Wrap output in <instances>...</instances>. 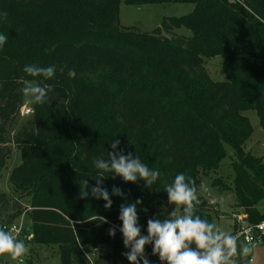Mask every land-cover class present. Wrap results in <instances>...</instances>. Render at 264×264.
Instances as JSON below:
<instances>
[{"label": "trees", "instance_id": "trees-1", "mask_svg": "<svg viewBox=\"0 0 264 264\" xmlns=\"http://www.w3.org/2000/svg\"><path fill=\"white\" fill-rule=\"evenodd\" d=\"M119 2L0 0V12L8 14L6 21L0 18V33L8 37L0 49V170L12 153L9 144L22 156L10 172L11 186L21 195L11 200L0 191V226L8 229L22 214L21 197H30L26 233L33 239L24 243L56 245L62 264H129L119 231L121 204L143 201L137 211L141 234L147 235V220L168 204L165 188L174 177L184 172L199 188L200 176L220 167L227 148L235 154L234 210L251 223L264 220V158L246 151L253 128L243 114L256 111L264 128V0H126L137 6L194 4L190 14L164 17L150 32L121 26ZM181 27L191 35L173 32ZM217 55L224 56V81H214L202 67L204 57ZM33 64L55 65L54 77L27 75L23 68ZM31 80L53 91L10 137L9 125L23 106L22 89ZM147 99L153 107L143 106ZM169 125L181 134L177 148ZM113 140L120 141L116 151L139 157L160 176L151 189L141 180L105 178L101 187L113 201L106 209L90 193L100 171L94 161L109 159ZM86 180L89 195L82 197ZM113 185L127 199L111 195ZM199 198L195 214L215 223L208 213L213 205ZM113 226L115 237L109 235ZM152 247H145L150 264H161ZM6 256L0 264L8 263Z\"/></svg>", "mask_w": 264, "mask_h": 264}, {"label": "clouds", "instance_id": "clouds-1", "mask_svg": "<svg viewBox=\"0 0 264 264\" xmlns=\"http://www.w3.org/2000/svg\"><path fill=\"white\" fill-rule=\"evenodd\" d=\"M0 18L7 20V12H0ZM7 35L0 33V49L7 42ZM23 71L32 77H42L50 80L54 77L56 66L41 67L26 65ZM68 76L74 78L76 72L68 71ZM22 89L29 103L44 104L48 94L53 91L51 85L25 82ZM119 140L111 142L112 152L108 153L109 159L94 161L95 168L100 170L95 177L96 186L91 188V196L105 201L104 207L110 209L113 201L109 191L101 187L103 180L114 174L112 178L122 177L125 182L136 183L141 180L149 189L160 176L159 170L149 168L139 157L132 154L124 155L123 149L116 151ZM104 173H108L105 176ZM85 188L80 195H89L88 180L84 181ZM199 192H208L209 188L201 183L199 190L195 180L184 172L178 173L173 181L165 188L168 203L174 209L168 217L161 219L149 218L147 220V235L141 234L139 224L138 206L143 203L141 199L126 202L120 206L119 220L122 226L119 231L123 236V244L129 251L123 253L129 264H150L145 253L146 245H152V254L158 255L161 264H251L248 259L255 248L251 237L243 241L240 234L222 231L216 223H210L196 215V208L201 203ZM111 195L125 197L122 189L113 185ZM216 203L215 200L211 201ZM147 212V209H143ZM109 235L115 237L116 227L109 229ZM194 246V247H193ZM29 252L23 240L12 234L6 227L0 226V257L9 256L13 261H19Z\"/></svg>", "mask_w": 264, "mask_h": 264}, {"label": "rangeland", "instance_id": "rangeland-1", "mask_svg": "<svg viewBox=\"0 0 264 264\" xmlns=\"http://www.w3.org/2000/svg\"><path fill=\"white\" fill-rule=\"evenodd\" d=\"M194 4L191 3H178V2H167V3H150L141 6L131 5L126 0H120L119 2V21L121 26L128 28H136L142 32H150L161 25L164 17H181L190 14L194 9ZM174 33L179 35H191V31L187 28L181 27L174 29ZM164 35L171 36L172 33H166ZM224 61L223 55H217L214 57H204L202 67L204 71L214 81L226 80L225 73L222 69ZM94 73V72H92ZM120 72H115L114 77H120ZM98 74V73H97ZM30 83H37L34 80L27 81ZM26 84H24V87ZM33 103H29L27 97L23 94V106L19 111V114L9 125L10 137L15 136L22 128L23 125L31 118L33 114ZM145 107H153V100L147 99L143 103ZM26 109H31L30 112H26ZM252 125L253 131L250 138L245 143L246 151L253 153L256 156H262L264 158V128L260 124L258 114L254 110L244 111ZM169 138L174 148H177L178 143L181 141L180 132L173 129L169 125ZM12 149V153L6 158L5 165L0 170V191L6 193L11 200L20 198L19 192H14L10 183V172L22 161L20 150L16 148L14 144H9ZM228 156L224 159L220 167L210 172L207 175L200 176V182L204 183L209 188L208 192H199V196L202 200L210 203V199L222 198L223 202L215 206H208V213L212 220L220 227L222 231L236 234V229L232 225L231 215L235 211V200L236 196L234 193V171L232 168V162L234 161L235 154L230 148H227ZM221 181V184L230 188V190H222V186L217 182ZM201 185V184H200ZM199 190V188H198ZM210 195V196H209ZM22 213H25L26 226L30 225L27 212L31 209L30 197H21ZM174 205L167 204L157 208V214L155 219H165L168 214L174 209ZM259 209L264 211V200L259 204ZM6 221V219H5ZM13 221L10 222H14ZM11 224V223H10ZM241 239V238H240ZM241 241H243L241 239ZM28 247L29 252L22 257L23 264H62L60 259V253L56 245L39 244L35 242L25 243ZM194 247V246H193ZM110 252V248H105L101 253L105 255ZM8 260L7 264H16L17 261H13L9 256H6ZM251 264H264V244L257 245L254 248L252 255L248 258ZM107 264H112L111 260H107ZM120 264H127L121 262Z\"/></svg>", "mask_w": 264, "mask_h": 264}, {"label": "built area", "instance_id": "built-area-1", "mask_svg": "<svg viewBox=\"0 0 264 264\" xmlns=\"http://www.w3.org/2000/svg\"><path fill=\"white\" fill-rule=\"evenodd\" d=\"M30 110L31 109H26V112H30ZM213 200H215L216 203H212L211 201ZM209 201L217 208L218 204L223 202V199L217 198L210 199ZM230 218L232 220V225L236 229V234H240L242 240H244L245 237H251L255 246L264 244V220L257 223H251L245 213L237 211H234ZM27 227L25 213H22L16 221L9 225L8 229L11 230L12 234L16 235L18 239L30 242L33 239V234L26 233ZM20 259L23 260L22 258ZM16 264H20V262L17 261Z\"/></svg>", "mask_w": 264, "mask_h": 264}]
</instances>
